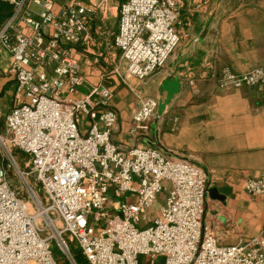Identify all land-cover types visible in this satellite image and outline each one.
<instances>
[{
  "label": "built area",
  "instance_id": "obj_1",
  "mask_svg": "<svg viewBox=\"0 0 264 264\" xmlns=\"http://www.w3.org/2000/svg\"><path fill=\"white\" fill-rule=\"evenodd\" d=\"M5 1L14 10L0 27V52L9 55L15 90L0 130V264H80L73 242L88 264H139L142 256L150 264H264V233L219 243L204 217L208 170L144 143L161 119L156 97L138 95L134 143L115 138L119 114L107 78L140 85L165 67L180 42L183 0ZM111 10L118 55L84 59L104 67L79 97L83 52L98 44ZM215 76L221 89L264 86V67H224ZM15 150L26 154L24 165ZM245 189L264 194V172Z\"/></svg>",
  "mask_w": 264,
  "mask_h": 264
},
{
  "label": "crops",
  "instance_id": "obj_2",
  "mask_svg": "<svg viewBox=\"0 0 264 264\" xmlns=\"http://www.w3.org/2000/svg\"><path fill=\"white\" fill-rule=\"evenodd\" d=\"M118 21V10H111L101 22L102 35H96L98 44L83 52L86 83L77 96L85 95L104 67L89 66L86 57L107 52L111 60L117 57L111 44ZM176 31L180 42L165 67L140 88L132 90L115 75L108 76L114 93L111 105L119 114L115 138L122 144L134 143L128 131L138 95L156 97L160 104L167 95L166 80L179 81L180 90L161 119L153 122L155 130L144 143L205 167L209 172L205 219L220 244L245 243L264 233V194L245 189L248 178L264 172V86L221 89L215 74L224 67L235 73L264 67V0H183ZM8 69L9 55L1 51L0 97L5 112L15 90ZM175 117L177 125L172 128Z\"/></svg>",
  "mask_w": 264,
  "mask_h": 264
},
{
  "label": "rangeland",
  "instance_id": "obj_3",
  "mask_svg": "<svg viewBox=\"0 0 264 264\" xmlns=\"http://www.w3.org/2000/svg\"><path fill=\"white\" fill-rule=\"evenodd\" d=\"M114 1L118 3L121 0H114ZM13 10H14V8H13ZM128 84H129V86H138L140 88L144 83L143 84H140V85H137L136 82L130 81V83H128ZM147 96H151V95H147ZM0 109H2L1 110L2 111V116H0V130H3V127H4V115H5L6 112L4 111L3 101H2V98L1 97H0ZM15 156H16L17 160L22 165L25 164V161L27 159V156H26L25 153H23L20 150H15ZM40 193H41V190H40ZM71 248L75 252L76 258H77V260H78V262L80 264H88L87 261L83 258V256L79 252L77 242L71 243ZM53 251H54V254H55L56 258H58L59 260L62 259L61 258V252L59 251V249L56 246L55 242L53 243ZM63 264H66V263L63 262ZM139 264H150V258L148 256H146V257L145 256L140 257V263ZM156 264H163L162 259H158L157 262H156Z\"/></svg>",
  "mask_w": 264,
  "mask_h": 264
},
{
  "label": "water",
  "instance_id": "obj_4",
  "mask_svg": "<svg viewBox=\"0 0 264 264\" xmlns=\"http://www.w3.org/2000/svg\"><path fill=\"white\" fill-rule=\"evenodd\" d=\"M181 83L177 80H173L172 78H168L164 85V88L167 91L166 98L164 102L159 104L158 108V116H160L165 110L166 105L172 100L173 96L180 90ZM152 130H155V123L152 124ZM211 191V190H210Z\"/></svg>",
  "mask_w": 264,
  "mask_h": 264
},
{
  "label": "trees",
  "instance_id": "obj_5",
  "mask_svg": "<svg viewBox=\"0 0 264 264\" xmlns=\"http://www.w3.org/2000/svg\"><path fill=\"white\" fill-rule=\"evenodd\" d=\"M13 8V5L9 2L0 0V27L11 16Z\"/></svg>",
  "mask_w": 264,
  "mask_h": 264
}]
</instances>
